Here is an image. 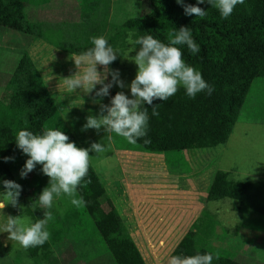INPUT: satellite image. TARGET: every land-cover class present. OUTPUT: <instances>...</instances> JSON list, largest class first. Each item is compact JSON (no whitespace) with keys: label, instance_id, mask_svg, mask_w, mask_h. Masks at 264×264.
Masks as SVG:
<instances>
[{"label":"trees","instance_id":"trees-1","mask_svg":"<svg viewBox=\"0 0 264 264\" xmlns=\"http://www.w3.org/2000/svg\"><path fill=\"white\" fill-rule=\"evenodd\" d=\"M59 2L60 0H0V37L5 35L1 42H15L17 35L11 33L13 30L25 35L23 37L26 42H30L29 47L39 40L38 42L52 45L61 53L79 56L92 46L91 36L106 35L112 46L120 52L117 59L109 65L112 66L119 63L126 50L128 30H135L140 35L152 34L167 43L169 34L175 28L188 27L195 42L199 44L200 51L191 55L183 47V59L200 70L203 78L214 85L215 90L211 95L201 92L190 99L181 87L165 102L154 99L153 105L157 104L159 116H152V105L145 104L150 117L146 138L148 142L145 143V138H141L127 148L162 154L228 144L254 81L264 78V0H244L227 19H221L219 12L207 3L198 5L207 12L204 18H200L195 14L185 15L184 6L177 4L176 0H149L148 12L125 18L120 24L110 17L111 0H83L82 5L77 7L79 16L75 20H62L53 15L52 21L46 15L52 10L51 5L55 6ZM184 3L195 4L196 0H184ZM32 6L43 12L39 14V18L33 16H38V13H30L33 11ZM59 36L62 38H58ZM48 48L38 53L28 49L26 52L31 54L25 52L21 56L12 69L6 86L11 91L10 95L6 101L0 100V177L4 179L17 181L16 164L24 154L16 148L14 136L21 128L40 132L62 125L69 139L77 146H82L64 122L55 99L56 94L63 96V86L57 90V83L47 79V76L53 74L55 80L59 78L63 83L64 78L58 76L59 72H63L62 68L70 64L60 63L57 70L52 65L49 70L45 69L41 63L42 56L38 54L43 55L46 61L57 59V56L48 53ZM4 157L14 159L6 162ZM29 190L33 195H38L41 187ZM21 196L22 191L19 198ZM77 196L82 198L85 211L94 221L116 264H148L109 197L107 183L95 170L91 160L88 175L78 187ZM104 198L109 210L103 206ZM226 198L234 200L233 206L239 211H244V208L251 210L248 214L252 218L247 222L250 228L261 233L260 222L253 212L264 217V179L240 180L231 171L218 169L208 189V200ZM39 212L38 215L42 218L43 210L40 209ZM51 221L54 220L51 219L48 224ZM205 224L213 226L211 220L202 221L199 218L173 250L172 257L209 252L218 257L214 258L212 264H259L240 261L244 260L237 257L240 251L227 255L217 249L202 246L199 232L210 234L214 228ZM73 226L77 225L71 224L68 230H72ZM47 227L52 231L49 240L42 246L29 248L37 264H40L41 251L47 256L53 247L62 249L64 245L61 244V236L57 235L56 222ZM259 245L260 243L253 246V254L259 249ZM56 255L57 250L53 248L49 261L60 264Z\"/></svg>","mask_w":264,"mask_h":264},{"label":"rangeland","instance_id":"rangeland-1","mask_svg":"<svg viewBox=\"0 0 264 264\" xmlns=\"http://www.w3.org/2000/svg\"><path fill=\"white\" fill-rule=\"evenodd\" d=\"M82 3L83 0H72L71 5L59 7L54 17H61L62 20L74 19L75 13L66 19L64 15L75 9L73 5L79 6ZM110 5L112 7L110 17L117 24L125 18L150 10L149 0H111ZM11 33L17 35L13 43L8 40L1 42L5 35L0 37V100L3 101L8 99L11 92L6 86L12 69L28 49L33 50L32 46L29 47L30 42L25 41L23 33L13 30ZM33 44L35 50L39 52L38 42L34 41ZM40 46L45 50L49 44ZM129 55H135V51ZM43 61L42 65L47 66L48 63ZM97 67L103 73V66ZM108 68L119 70L118 79L123 81L124 87L121 88L112 82L111 72L106 75L104 83L112 82L110 88L115 94L122 91L131 96L129 86L136 75L137 65L122 56L119 63ZM62 71L64 73L59 72L58 76L64 78L74 74L78 68L73 62L68 67L64 66ZM55 78L53 74L47 76L48 80L57 83L58 90L63 83L59 78L56 80ZM101 86L97 84L90 93L77 89V93L71 95L69 99L65 96L68 101L57 94L55 99L64 122L83 147H88L93 141L107 142L110 145L109 150L99 156L90 152V156H95L91 158V162L107 183L108 195L122 215L147 263L171 264L173 250L191 230L193 224L201 218L202 221L211 220L213 226L205 225L214 227L210 234L199 232L198 237L202 241V246L217 249L227 255L240 251L237 257L239 260L244 259L240 261L264 264V217L253 212L260 222L262 229L260 233L250 228L247 222L252 218L250 213L248 214L251 210L244 208V212L235 209L234 200L229 198L208 200V189L218 169L229 170L240 180L264 179V78L260 77L254 81L227 145L168 151L162 154L129 149L127 147L130 143L115 133L111 134L109 140L107 137L109 134L103 127L99 132L94 129L81 131L89 112L93 115L98 114L102 105L110 104L111 97L114 96L109 88L108 96L103 97L100 103H93L95 92ZM82 102L83 104L79 105ZM26 159L27 156L24 154L16 164L17 182L22 186L23 196L18 198L17 206L7 204L2 211L5 215L28 216L36 220L41 218L38 215L40 208L34 209L32 204L38 195H33L29 188L36 189L39 186L42 189L47 185L49 177L42 174L41 166L37 164L25 178H21L19 172ZM103 206L106 210L110 209L105 198ZM56 207L59 211L54 208L52 218L54 221L48 226L56 222L57 235L61 236V244H64L62 249L53 247L57 250L56 256L59 257L60 264H116L82 203L74 206L69 203V198L64 196L56 201ZM0 223H3L2 217ZM73 223L77 226L68 230ZM48 230L51 235L50 227ZM7 235L6 232L0 233V264H37L30 254V249L21 248L17 242L9 240ZM258 243L259 249L253 254V246ZM53 248L47 256L40 252V264L57 263L49 261ZM250 254L253 255L249 256Z\"/></svg>","mask_w":264,"mask_h":264},{"label":"clouds","instance_id":"clouds-1","mask_svg":"<svg viewBox=\"0 0 264 264\" xmlns=\"http://www.w3.org/2000/svg\"><path fill=\"white\" fill-rule=\"evenodd\" d=\"M176 3L184 6V14L204 18L207 15L201 4H209L215 8L221 19H227L233 13L237 5L244 0H196L195 4H185L184 0H176ZM91 47L87 48L78 57H74L78 68L74 74L63 79V95L71 96L77 93V89L85 93L92 92L97 84L102 86L96 90L93 103H100L103 97L109 95L112 82L123 88V81L118 79L119 70H111L108 66L117 59L118 49L114 48L106 35L90 37ZM127 50L122 55L137 65L134 79L130 83L131 96L124 92H117L111 97L110 104L102 105L98 114H89L86 122L81 126V131L94 129L97 132L103 129L109 134L115 133L123 137L130 144H135L141 138L148 142L149 113L145 104L152 105L151 115L159 116L153 100L162 102L174 96L179 88H183L185 95L194 99L198 93L206 92L211 95L215 90L214 85L209 84L203 78L200 70L188 64L183 59L182 48L186 47L191 55L200 51V46L195 42L192 32L188 27L175 28L169 34L167 43L155 38L152 34H138L135 30H128L126 35ZM139 48L137 49V46ZM135 51V55L129 53ZM98 65L103 66V73L98 70ZM111 72L112 82L104 83L106 75ZM80 103L79 105H82ZM75 106V105H74ZM14 141L16 148L27 159L19 172L21 178H25L29 172L41 166L42 174L49 177L32 207L43 210L42 218L33 220L28 216L5 215L3 209L7 204L18 205L22 186L12 179L0 177V233L6 232L7 238L15 241L23 249L44 245L50 238L48 222L53 218V209L57 211L56 201L61 197H68L69 203L79 206L82 198L77 196V189L88 175L90 160L95 156L104 154L110 145L93 141L88 147L77 146L69 139V135L63 130L62 125L46 128L40 132H34L28 128H21L15 132ZM90 152L96 153L90 156ZM6 162L14 157H4ZM218 259L212 253L197 252L191 256H175L171 264H212Z\"/></svg>","mask_w":264,"mask_h":264},{"label":"crops","instance_id":"crops-1","mask_svg":"<svg viewBox=\"0 0 264 264\" xmlns=\"http://www.w3.org/2000/svg\"><path fill=\"white\" fill-rule=\"evenodd\" d=\"M72 4V0H60V2L57 4V5H55V6H53V5H51V7H50V9H52L51 11H50V13L49 14H47L48 12H45L47 15V17L50 19V20H54L53 19V15H55V11H57V9H59V7H61V6H69V5H71ZM74 6V10H72L71 11V13H66L65 15H64V18L66 19L67 17L68 18H70L71 17V15H72V13H75V18L74 19H71V20H75L78 16H79V12H78V10H77V5H73ZM33 7V6H32ZM32 10L33 11H31L30 13L31 14H35V13H38V16L36 15H33L35 18H39L40 17V15L39 14H43V12L42 11H40L39 9H35L34 7L32 8ZM32 16V17H33ZM61 18V17H60ZM66 20H68V19H66ZM70 20V21H71ZM69 21V20H68ZM39 40H37V42H38ZM42 44H44V43H41V42H38V45L37 46H39V48H40V51H42L43 49L41 48V46L40 45H42ZM32 46V48L31 49H33L35 52H38L37 50H35V45L32 43L31 45H30V47ZM48 53L49 54H52V55H55V56H57V61H55L56 59H47L48 61H46V59H45V57L43 56V55H41V54H38L39 56H42L41 57V60L43 59L44 61L43 62H47L48 64H47V66L46 65H43L44 67H45V69H47V70H49V67L52 65V66H55L56 67V70L58 69V65L60 64V63H66V64H72L73 62H75V60H74V57H78V56H76V55H71V56H69V55H67V54H64V53H61V52H59V51H57V50H55V47H53L52 45H49V48H48ZM39 51V52H40ZM42 62V61H41ZM109 67V66H108ZM110 90H111V88H110ZM111 92H112V90H111ZM112 95H113V92H112ZM62 97H64V95L62 96ZM68 97V99L70 98V96H67ZM67 97H64L67 101H68V99H67ZM61 99V98H60ZM61 111V110H60ZM127 168V167H126ZM171 257H172V255H171ZM146 260V259H145ZM147 262V261H146Z\"/></svg>","mask_w":264,"mask_h":264}]
</instances>
